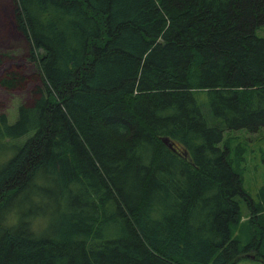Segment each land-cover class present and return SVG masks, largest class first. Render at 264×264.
I'll list each match as a JSON object with an SVG mask.
<instances>
[{"label":"trees","instance_id":"trees-1","mask_svg":"<svg viewBox=\"0 0 264 264\" xmlns=\"http://www.w3.org/2000/svg\"><path fill=\"white\" fill-rule=\"evenodd\" d=\"M12 1L41 85L0 112V264L264 258V187L219 146L264 126V0Z\"/></svg>","mask_w":264,"mask_h":264},{"label":"rangeland","instance_id":"rangeland-1","mask_svg":"<svg viewBox=\"0 0 264 264\" xmlns=\"http://www.w3.org/2000/svg\"><path fill=\"white\" fill-rule=\"evenodd\" d=\"M13 11L12 0H0V43L11 39L10 35L14 36L7 47L0 44V57L5 59L0 64V76L2 72L16 68L23 71L26 78L21 86L13 90H6L0 84V112L7 113L9 122L16 119L19 103L30 104L32 91L41 85L37 68L26 59L27 43L16 29ZM255 33L264 38V26L258 27ZM219 146L227 149L232 159L238 154L243 188L256 200L257 193L264 187V126L255 131L225 130ZM244 212L247 210L244 209ZM41 222V219L37 220V223ZM239 255L234 264H264V258L259 253L247 251Z\"/></svg>","mask_w":264,"mask_h":264},{"label":"water","instance_id":"water-1","mask_svg":"<svg viewBox=\"0 0 264 264\" xmlns=\"http://www.w3.org/2000/svg\"><path fill=\"white\" fill-rule=\"evenodd\" d=\"M162 142L172 151H177V148L175 144L168 138V137H162L161 138Z\"/></svg>","mask_w":264,"mask_h":264},{"label":"crops","instance_id":"crops-1","mask_svg":"<svg viewBox=\"0 0 264 264\" xmlns=\"http://www.w3.org/2000/svg\"><path fill=\"white\" fill-rule=\"evenodd\" d=\"M10 37H11V39L14 38V36L12 37V35H10ZM11 39H9V40H7V41H5V42H1L0 44H1V45H5V47H7L8 41H10ZM26 43H27V42H26ZM23 45H24V44H23ZM26 47H27V45H26ZM6 70H7V69H6ZM1 74L3 75V72H2ZM2 75H1V76H2ZM1 76H0V77H1Z\"/></svg>","mask_w":264,"mask_h":264},{"label":"flooded vegetation","instance_id":"flooded-vegetation-1","mask_svg":"<svg viewBox=\"0 0 264 264\" xmlns=\"http://www.w3.org/2000/svg\"><path fill=\"white\" fill-rule=\"evenodd\" d=\"M252 258H254L252 255H251Z\"/></svg>","mask_w":264,"mask_h":264}]
</instances>
